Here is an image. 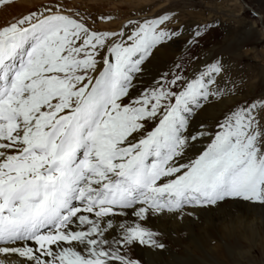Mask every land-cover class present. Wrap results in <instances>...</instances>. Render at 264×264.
Returning <instances> with one entry per match:
<instances>
[{
	"label": "snow or ice",
	"instance_id": "snow-or-ice-1",
	"mask_svg": "<svg viewBox=\"0 0 264 264\" xmlns=\"http://www.w3.org/2000/svg\"><path fill=\"white\" fill-rule=\"evenodd\" d=\"M77 16L56 4L0 26V264H139L133 246L164 247L150 215L264 205V95L236 100L221 60L200 65L211 25L146 80L156 50L183 35L169 13L117 30ZM228 97L214 131H188Z\"/></svg>",
	"mask_w": 264,
	"mask_h": 264
},
{
	"label": "rangeland",
	"instance_id": "rangeland-1",
	"mask_svg": "<svg viewBox=\"0 0 264 264\" xmlns=\"http://www.w3.org/2000/svg\"><path fill=\"white\" fill-rule=\"evenodd\" d=\"M56 4H59L66 14L75 16L78 13L79 16L76 18L84 17L89 26L100 30H117L129 19L142 20L169 13L172 19L168 27L179 25L183 35L156 50L146 65V80L171 67L173 61L187 48L185 41L193 30L198 25L209 24L211 27L203 30L199 47L193 50L202 57L200 65L206 63V59L221 60L228 69L221 80L235 81L239 89L236 100L264 95V35H260L262 27L259 21V12L264 0H7L6 3L0 4V13H4V17L0 19V26L27 14L28 9L34 11L42 9V6ZM12 6L13 13L6 14L7 8ZM101 16L109 19L100 20ZM93 21L96 23L93 24ZM233 103L231 97L212 100L192 122L205 120V130L214 131L215 125ZM207 142L209 140L206 144ZM202 149L200 146L197 152ZM258 206L261 207H258L260 215H264V205ZM234 207L231 206L230 209ZM230 240L228 241L230 247L236 249L242 244L248 253L229 254L224 246L217 244V252L214 255L221 263L264 264V244L256 247L255 244L246 241H236L234 238ZM180 264L193 263L187 261Z\"/></svg>",
	"mask_w": 264,
	"mask_h": 264
},
{
	"label": "bare ground",
	"instance_id": "bare-ground-1",
	"mask_svg": "<svg viewBox=\"0 0 264 264\" xmlns=\"http://www.w3.org/2000/svg\"><path fill=\"white\" fill-rule=\"evenodd\" d=\"M12 8L13 6L7 8L5 13H13ZM28 10L30 12V9ZM259 14L262 27L260 35L263 36L264 5ZM3 17L4 13H0V19ZM205 124V120L191 122L188 131L190 133L201 131V125L205 130ZM206 141L207 137H204L203 141L202 139L197 141L187 153L188 157L195 155L200 146L206 145ZM259 204L228 200L214 207L188 209L191 215H150L144 221V225L159 233V240L164 247L152 248L137 244L131 248L129 255L139 261V264H180L187 261L193 264H223L214 255L217 252V244L224 246L229 254L237 255H245L248 251L242 244L236 249L230 247L228 241L231 238L255 244L256 247L264 244V215H260ZM231 206L236 208L231 210ZM121 219L124 218L118 217L116 221L119 222ZM127 219L131 220V215Z\"/></svg>",
	"mask_w": 264,
	"mask_h": 264
}]
</instances>
